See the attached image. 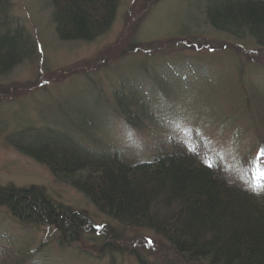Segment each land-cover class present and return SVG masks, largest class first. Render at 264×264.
Wrapping results in <instances>:
<instances>
[{
  "label": "trees",
  "instance_id": "trees-1",
  "mask_svg": "<svg viewBox=\"0 0 264 264\" xmlns=\"http://www.w3.org/2000/svg\"><path fill=\"white\" fill-rule=\"evenodd\" d=\"M43 1L42 6L48 11L58 38L83 42L95 41L108 34L117 19L120 4L119 0ZM14 9L12 0H0V78L11 73L31 54L37 55L42 50L28 26L13 18L11 12ZM201 12L214 29L239 40L251 37L258 47H264V0H206ZM132 47L133 51L138 50V47ZM131 58L124 59L130 61L120 71L107 95L102 96L93 86L83 90L94 93L97 104L102 107V110L97 109L101 111L100 121L104 125L101 136L93 137L90 143L85 141L88 118L81 113L76 123L62 130L64 138H51L55 134L51 130L56 129L43 130L45 136H39V129L30 125L25 132L33 136L25 139L26 135L21 132L15 136L13 133L9 136L11 144L50 168L55 178L79 190L109 218L124 226L148 228L163 238L161 255L168 256L169 264H264V181L248 175H243V182L239 181L242 185L228 180L221 162L213 159V154H218L214 149L216 142L204 129L190 127L191 141L187 145L181 143L176 149H167L163 153L157 146L150 155L130 156L113 147V134L120 135L116 130L122 124L125 126V122L132 119L135 121L133 128L142 127L143 122L138 119L146 116L150 123L151 104L146 109L148 103L145 100L153 98L154 90L165 91L169 96L180 94L187 97L186 103L190 104L191 97L186 88L182 93V90H168L179 84L171 77L165 79L166 73L172 75L166 71L172 64L162 65L156 59L148 65L143 62L138 66L136 58ZM239 73L242 77L246 72L240 70ZM196 75L202 78L195 72L185 75L184 80ZM156 77L165 79L160 85L167 90L159 85L151 88L157 84ZM214 83L209 76L200 80L206 87ZM240 84L232 89L229 88L232 84L228 87L219 85L212 91L207 87L215 103L223 99L227 105L224 108L229 114L224 112L222 117H229L227 125L231 130L233 128L232 135L237 127L252 134V107L259 106L261 100L264 104V96L260 100L248 98L243 108V94L235 89H239ZM235 91L239 95H234ZM237 98L241 99L238 105H242L239 114L236 113ZM197 101L207 110L209 108L215 117L221 112L220 107L210 105L204 98ZM229 101L232 102L231 109ZM89 123L94 128L97 125L93 120ZM170 136L166 138L170 139ZM159 141L165 142L164 138ZM123 142L133 144L130 140ZM210 153L211 156H204ZM0 204L11 217L6 223V219L1 218L0 226L5 228L19 229L31 224L30 229L41 222L54 223L61 229V239L65 238L61 243L76 241L75 237L84 232L85 224L79 214L52 200L42 187L16 188L0 184ZM11 231L7 229L1 233L4 236L0 237V264H47L55 260L44 248L51 244L49 240L38 243L33 233L30 238L22 236L27 240L20 239L17 248L10 251L7 241ZM106 236L107 233L98 238L104 240L102 245L107 244ZM61 245V251L72 246L69 242L66 246ZM155 248L158 253V247ZM133 256L138 264H154L145 256L136 253ZM73 262L64 258L56 264H80Z\"/></svg>",
  "mask_w": 264,
  "mask_h": 264
},
{
  "label": "rangeland",
  "instance_id": "rangeland-1",
  "mask_svg": "<svg viewBox=\"0 0 264 264\" xmlns=\"http://www.w3.org/2000/svg\"><path fill=\"white\" fill-rule=\"evenodd\" d=\"M12 2L15 9L11 15L28 26L42 50L37 55L31 54L11 73L0 78V184L16 188L42 187L52 200L76 211L85 226L82 236L78 234L75 237L78 240L67 241L72 246L62 251L61 244L66 246L67 242L61 243L65 238L61 239V229L54 223L41 222L30 229L31 224L19 229L0 226V237L7 229L12 230L7 241L10 251L17 248L20 239L27 240L22 236L30 238L33 233L36 242L49 240L51 243L44 248L54 255L55 260L47 264H56L64 258L80 264H138L133 253L145 256L149 263H170L167 255H161L163 238L148 228L124 226L109 218L79 190L55 178L50 168L15 148L9 137L21 132L26 135L25 139L30 138L33 134L25 131L33 125L39 129V136H45L43 130L56 129L51 130L55 133L51 138H64L62 130L76 123L81 113L88 118L85 141L90 143L93 137L101 136L104 125L100 121L101 111L97 109L102 110V107L97 104L94 93L83 90L93 86L102 96L107 95L120 71L130 61L125 62L126 57L136 58L138 66L143 62L148 65L156 59L162 65L166 62L172 64L171 68H166L172 75L166 73L165 79L171 77L179 84L167 89L170 92L182 90V93L186 88L191 98L187 104V97L180 94L169 96L165 91L154 90L153 98L145 100L148 103L146 109L151 104V110H148L152 117L150 123L144 116L138 119L143 122L142 127L133 128L135 121L132 119L125 122V126L122 124L116 130L120 135L113 134L115 149L130 156H145L159 146L163 153L167 149H176L181 143L187 145L191 141L190 127L199 126L215 140L214 149L218 154H213V159L221 162L228 180L242 185L239 181L243 182L246 174L264 180V153L260 152L264 150L263 100L259 106L252 107L250 123L253 133L248 134L242 127H237L232 135L233 128L231 130L227 125L229 117H222L227 112L224 108L227 105L223 99L215 103V98L207 92V87L212 91L219 85L228 87L232 84L229 87L232 89L243 82L239 89L235 88L243 94V108L248 98L260 100L264 96V47H258L251 37L239 40L214 29L201 12L206 0H119L113 28L90 42L58 38L48 11L42 6L43 0ZM132 46L138 50L133 51ZM240 70L246 72L242 77L239 76ZM195 72L202 78L196 75L184 80L185 75ZM206 76L215 83L207 84V87L200 84ZM165 79L156 77L157 84L151 88L159 85L167 90L160 85ZM236 91L233 94L239 95ZM203 98L210 105L220 107L218 118L197 101ZM240 101L237 98L235 102L237 114L242 108L238 105ZM228 105L231 109L232 102L229 101ZM133 118L137 120L138 117ZM90 120L97 123L95 128ZM168 135L171 140L166 138ZM161 138H164V144L159 141ZM125 140L133 144H126ZM1 218L6 219L5 223L11 220L10 213L0 204ZM106 233L107 244L102 245L104 240L98 238ZM155 247H158V253ZM37 248H41L40 244Z\"/></svg>",
  "mask_w": 264,
  "mask_h": 264
}]
</instances>
